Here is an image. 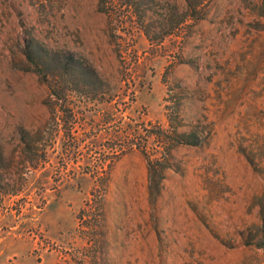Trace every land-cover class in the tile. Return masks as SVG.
Returning a JSON list of instances; mask_svg holds the SVG:
<instances>
[{"label": "rangeland", "instance_id": "1", "mask_svg": "<svg viewBox=\"0 0 264 264\" xmlns=\"http://www.w3.org/2000/svg\"><path fill=\"white\" fill-rule=\"evenodd\" d=\"M263 5L0 0V264H264Z\"/></svg>", "mask_w": 264, "mask_h": 264}, {"label": "trees", "instance_id": "2", "mask_svg": "<svg viewBox=\"0 0 264 264\" xmlns=\"http://www.w3.org/2000/svg\"><path fill=\"white\" fill-rule=\"evenodd\" d=\"M100 5H106L107 1L111 2L112 0H97ZM186 4V9L194 11V13H197V9L200 7L202 0H184ZM262 9H264V5L261 6ZM258 17L264 18V12L263 13H256ZM264 31V29H263ZM148 35V34H146ZM33 48L32 52H29ZM25 52L26 57L28 59H39V61H44L45 63H53L54 58L48 53L47 49H43L42 46L31 44L30 42H26V50ZM34 58H33V57ZM36 64V63H35ZM62 70H64V75L61 78L62 85H73V80H80L81 78L87 79L90 78V67L85 64L82 60L79 58H76L73 54L65 53L62 57H60V62ZM71 74V75H69ZM92 74V70H91ZM65 77V78H64ZM45 78V76H44ZM60 82V83H61ZM61 90L54 91L53 98L55 100V103L58 105V107H62L64 105V99L61 96ZM190 139L193 138L195 135L192 133H189L186 135ZM188 142V143H187ZM185 143L187 144H196L195 141H187ZM30 150V148H27ZM1 161V160H0ZM37 161V160H36ZM154 165L152 162L149 161V167H148V179L149 184L152 186V184L155 181V169H153ZM21 190L13 189V190H4L3 192L9 195H16ZM2 191H0L1 193Z\"/></svg>", "mask_w": 264, "mask_h": 264}]
</instances>
